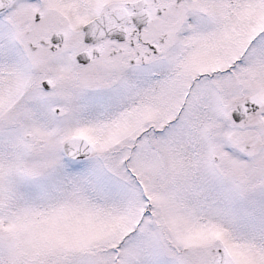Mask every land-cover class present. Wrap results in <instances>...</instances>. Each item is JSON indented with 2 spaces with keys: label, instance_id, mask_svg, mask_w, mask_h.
Segmentation results:
<instances>
[{
  "label": "snow or ice",
  "instance_id": "6c2138e0",
  "mask_svg": "<svg viewBox=\"0 0 264 264\" xmlns=\"http://www.w3.org/2000/svg\"><path fill=\"white\" fill-rule=\"evenodd\" d=\"M0 264H264V0H0Z\"/></svg>",
  "mask_w": 264,
  "mask_h": 264
}]
</instances>
